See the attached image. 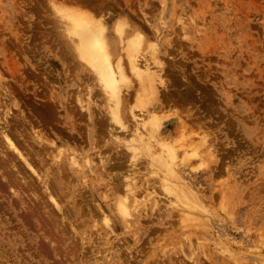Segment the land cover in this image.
Instances as JSON below:
<instances>
[{
    "label": "rangeland",
    "instance_id": "rangeland-1",
    "mask_svg": "<svg viewBox=\"0 0 264 264\" xmlns=\"http://www.w3.org/2000/svg\"><path fill=\"white\" fill-rule=\"evenodd\" d=\"M67 16L124 60L121 126ZM128 52L156 64V90ZM145 112L177 153L182 205L132 141ZM0 151L1 264H264V0H0Z\"/></svg>",
    "mask_w": 264,
    "mask_h": 264
},
{
    "label": "bare ground",
    "instance_id": "bare-ground-1",
    "mask_svg": "<svg viewBox=\"0 0 264 264\" xmlns=\"http://www.w3.org/2000/svg\"><path fill=\"white\" fill-rule=\"evenodd\" d=\"M67 20L69 21L68 22L69 26H67L66 31L69 33L68 34L70 36L69 39L71 40L70 42H72V44H73L74 50L76 52L75 54L78 56V58L82 62H84L85 64H87L88 67L91 68L93 73H95L97 80L100 84V87L102 88V91L107 96V100H108L107 103L109 102L108 103L109 104V110L112 113L114 120L117 122V124L119 123V125L121 126V117H120L121 116L120 115V109H121V105H122V94H121L122 91L121 90H122V87H124L128 83V79L126 77V72H125L126 70L124 68V60L121 58L118 60V62L113 63V60L110 56V52L108 49V43L106 42L105 32H104V29L102 28V26L100 24L86 22V21L81 22L80 20H76L73 16H69L67 18ZM68 35H67V37H68ZM133 46L131 45L130 49L132 50L134 48V50H137L136 48H138V46H135L136 48ZM133 53L135 54L136 52H133ZM126 59H127L129 71L135 75V78L137 79V82L139 83L141 88L144 90L145 89L147 90V88H150L152 90H156L157 77L153 75V74H155V72H153V70H152V68L155 67L156 64L152 65V64L148 63V60L140 59L139 57H137V55H133L130 52L127 53ZM148 85H149V87H148ZM144 114H145V115H143L144 117H137L134 115V117L137 118L136 121H138L139 127H137V130L135 128L136 134L134 135L135 137L132 138L133 139L132 141H134L133 143H136L137 141L144 143V145H143L144 148L142 147V145H141V147L143 148V150H146L147 154H149V159L153 160L152 163L158 162L159 164H162L163 168L166 169V172H164L165 175H161V176L158 175V178L160 180L159 182L161 183V187H163L165 192H167L169 195L173 194L175 196V198L177 199V201L181 203L180 205H182V203L184 204L185 202H183V199H182V196L180 193L181 191H177L178 189H180V188H177L178 184L175 183V182H177V183L179 182L178 173H177V171L175 169V165H174V162L177 159V153H176L175 149L170 148L171 146L170 147L169 146H156L157 148L155 147V145L153 144L154 143L153 139L155 137L153 133L160 131L162 123H159L157 121V118L152 119V114H154L153 112L152 113H146L145 112ZM149 122H152L151 127H149V125H148ZM122 126H124V125H122ZM149 128H150V130H149ZM150 131H151V133H150ZM2 137H5V136H2ZM9 137H11V136H9ZM9 137H5V140H6L5 142H6V144L9 145L8 147L12 148V150H10V152L14 151V155H17V159L19 157V159L21 160L20 164H22L24 166L26 165L27 168H29V171L31 170L32 173H34V174L36 173L38 175L40 172L37 173L36 172L37 170L34 169L35 167L33 168L34 165L32 166V163H33L31 161L32 159L30 158L31 159L30 163L32 162L30 165L28 159L25 158L23 156L24 154L21 153V151H20L21 149L16 147L17 144L16 145L14 144L15 140L12 141V139ZM40 137H42V136H40ZM37 138L40 139L39 137H37ZM43 138H42V140H43ZM41 142H39V143H41ZM16 143H18V142H16ZM42 144H43V142H42ZM17 146L19 147V144ZM138 146H140L139 143H138ZM129 150L132 151L133 154H136L137 152H139V149L136 146H134V144H132V146L129 147ZM0 153H1V151H0ZM8 156H10V155H8ZM25 156H27V155L25 154ZM5 158H6V156H4V160H5ZM8 158H6L5 161L3 160L5 163L7 162L6 164H8L10 162V161L9 162L7 161ZM12 158H13V156H12ZM71 159H74V158L71 157ZM154 160H155V162H154ZM22 161L24 162V164L22 163ZM4 162L1 161V163H4ZM75 162H76V160H75ZM75 166H76V164H75ZM3 169H5V168L3 167ZM17 171H19V169ZM6 176H7V174H6ZM10 176H11V174H10ZM34 176H36V175H34ZM39 178H40V176L38 177V179ZM186 191H187V189H186ZM15 194H16V196H18L20 198L21 195L19 193L15 192ZM130 194L132 195V193H130ZM189 195H190V193H189ZM132 196H133V200L135 199L136 201L135 200L134 201L137 202L136 204L138 205L139 194H133ZM127 198L129 199L128 196H127ZM127 198L120 200V201H122L121 204H118V202H117L118 207L116 204V208L118 209L119 213L122 215L123 219H129L133 216V211L130 208V202L127 201ZM172 198L173 197H171V199ZM175 198H174V200H175ZM52 201H53V204L58 206L57 203L55 202V199L54 200L52 199ZM155 202L157 203L158 201L155 200L154 203ZM159 203H160V201H159ZM159 203H157V205ZM184 207H185V205H184ZM186 207H189V206H186ZM31 212H28V213L30 214ZM30 215H32V214H30ZM186 215H188V214H186ZM29 219H30V217H29ZM47 231H48V229H47ZM50 238H51V236H50ZM56 239H57V237H56ZM51 241H52V239H51ZM1 252H2V250H1ZM6 252H5V254H7ZM2 256H4V255L3 254L0 255V260L3 259ZM7 256H8V254L6 255V257ZM6 261H7V259H6Z\"/></svg>",
    "mask_w": 264,
    "mask_h": 264
}]
</instances>
